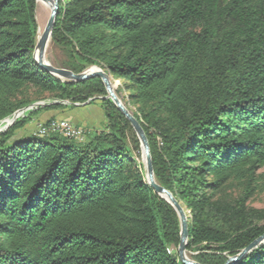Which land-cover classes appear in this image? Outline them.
<instances>
[{
    "label": "trees",
    "instance_id": "obj_1",
    "mask_svg": "<svg viewBox=\"0 0 264 264\" xmlns=\"http://www.w3.org/2000/svg\"><path fill=\"white\" fill-rule=\"evenodd\" d=\"M36 6L0 0V122L47 96L45 109L98 100L107 128L14 137L21 119L0 133V264H184L179 217L101 78L36 63ZM50 43L53 66L120 80L195 261L224 264L264 233L247 204L264 192V0H58ZM235 264H264V242Z\"/></svg>",
    "mask_w": 264,
    "mask_h": 264
},
{
    "label": "water",
    "instance_id": "obj_2",
    "mask_svg": "<svg viewBox=\"0 0 264 264\" xmlns=\"http://www.w3.org/2000/svg\"><path fill=\"white\" fill-rule=\"evenodd\" d=\"M38 0H36L37 2ZM45 3H49L50 14L49 18L42 29L41 33L38 34L37 29V41L35 45V50L33 53L34 59L36 63L47 70L49 73L57 77L58 79L65 80V81H73L78 82L85 80L91 76H99L104 84L107 98H110L115 106L121 111L124 117L129 121L131 127L133 128L142 149V154L144 157V167H145V176L147 183L154 189V191L164 198L176 211L179 221H180V241L178 245V257L184 264H201L195 260H191L187 258L185 255L186 251V243L188 239V218L187 214L183 206L177 201L173 195L165 189L163 186L157 183L155 180L150 152H149V145L147 142V138L145 133L134 117L132 111L127 108V106L123 103V101L117 96L114 89V84L111 80V75L108 72L101 70L97 66H92L87 70L74 73L71 70L65 68H59L53 66L46 58V51L51 40L52 30L55 24V19L58 12V0H41ZM264 242V233L255 239L252 243H250L246 248H244L240 253L237 255L231 256L224 264H235L239 259L245 256L249 251L256 248L258 245Z\"/></svg>",
    "mask_w": 264,
    "mask_h": 264
},
{
    "label": "rangeland",
    "instance_id": "obj_3",
    "mask_svg": "<svg viewBox=\"0 0 264 264\" xmlns=\"http://www.w3.org/2000/svg\"><path fill=\"white\" fill-rule=\"evenodd\" d=\"M36 14H37V6H36ZM50 14V8L48 5H42L39 9V16L37 20L38 28L39 26L44 28ZM58 52H54L51 49V43L48 44L47 51H46V58L47 60L55 59V57H59ZM112 83L114 84V89L120 83L119 79L114 78L111 76ZM126 93H122L120 99L125 98ZM45 98H40L34 100L31 105H29V112H26L22 115L15 117L14 115L8 116L4 120L0 122V133L5 132L10 127H12L16 122L20 121L21 119H25L23 125L17 128L14 131V137H21L26 135H33L36 134L38 131V127L40 124L45 123L50 119L55 120H65L73 127H79L85 133V136L90 131H100L106 130L107 124L106 120L100 105V102L97 100L92 104H79L75 106L68 105L67 102H60L63 104L61 108H49L45 109V105H48L50 100L47 96ZM49 102V103H48ZM124 102V101H123ZM131 110V109H130ZM46 136V135H45ZM79 141V140H78ZM139 160L144 164V157L141 154ZM264 171V168L262 169ZM229 194L232 197L237 196L241 192V185L237 183H233L229 187ZM248 206L257 209H264V192H256L254 193L251 198L248 200ZM187 214V212L185 211ZM195 252L185 251V255L187 258L194 260L192 255Z\"/></svg>",
    "mask_w": 264,
    "mask_h": 264
},
{
    "label": "built area",
    "instance_id": "obj_4",
    "mask_svg": "<svg viewBox=\"0 0 264 264\" xmlns=\"http://www.w3.org/2000/svg\"><path fill=\"white\" fill-rule=\"evenodd\" d=\"M27 110L18 113L15 117L22 115ZM50 133H59L65 137L68 138H76L78 140H84L85 134L82 129L79 127H73L71 126L67 121L65 120H55L50 119L46 121L45 123H42L38 127V131L36 134H42V135H48Z\"/></svg>",
    "mask_w": 264,
    "mask_h": 264
},
{
    "label": "bare ground",
    "instance_id": "obj_5",
    "mask_svg": "<svg viewBox=\"0 0 264 264\" xmlns=\"http://www.w3.org/2000/svg\"><path fill=\"white\" fill-rule=\"evenodd\" d=\"M42 5H48V6H49V3H45V2H43V1H41V0H38V1H37V14H36V15H37V19H38V16H39V9H40V6H42ZM41 31H42V27L39 26V28H38V34H40ZM49 43H50V41H49ZM36 135H38V136H45V135H42V134H36ZM72 139H75V140L78 141V139H76V138H72ZM79 141H82V140H79Z\"/></svg>",
    "mask_w": 264,
    "mask_h": 264
}]
</instances>
